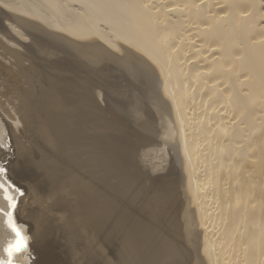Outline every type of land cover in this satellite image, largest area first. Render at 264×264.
<instances>
[{
  "label": "bare ground",
  "instance_id": "6f19581e",
  "mask_svg": "<svg viewBox=\"0 0 264 264\" xmlns=\"http://www.w3.org/2000/svg\"><path fill=\"white\" fill-rule=\"evenodd\" d=\"M0 169V264H264V0H0Z\"/></svg>",
  "mask_w": 264,
  "mask_h": 264
},
{
  "label": "snow or ice",
  "instance_id": "6c2138e0",
  "mask_svg": "<svg viewBox=\"0 0 264 264\" xmlns=\"http://www.w3.org/2000/svg\"><path fill=\"white\" fill-rule=\"evenodd\" d=\"M0 171H3V169H0ZM0 190H3L2 186H0ZM4 200L8 201V208L10 210H15L16 203L14 201V198L11 197L6 190H4ZM8 215V227L11 229V231L15 234V241L14 243L9 244V246L5 249L8 260L7 264H12V257L14 254L21 252L22 249L26 248L27 245V239L21 234V231L17 227L16 220L13 218V212L9 211L7 213Z\"/></svg>",
  "mask_w": 264,
  "mask_h": 264
},
{
  "label": "rangeland",
  "instance_id": "374dc122",
  "mask_svg": "<svg viewBox=\"0 0 264 264\" xmlns=\"http://www.w3.org/2000/svg\"><path fill=\"white\" fill-rule=\"evenodd\" d=\"M25 63V65L27 64L26 62H24ZM15 72V71H14ZM21 127V126H20Z\"/></svg>",
  "mask_w": 264,
  "mask_h": 264
}]
</instances>
